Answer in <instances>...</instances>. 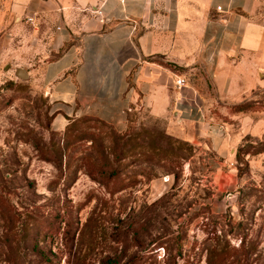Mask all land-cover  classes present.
I'll use <instances>...</instances> for the list:
<instances>
[{
    "label": "rangeland",
    "instance_id": "obj_1",
    "mask_svg": "<svg viewBox=\"0 0 264 264\" xmlns=\"http://www.w3.org/2000/svg\"><path fill=\"white\" fill-rule=\"evenodd\" d=\"M257 100L240 107L264 115V92ZM60 106L30 77L0 81V264H207L210 255L212 264H264V131L254 134L250 120L240 128L215 107L231 124L221 139L208 126L168 127L136 105L117 131L125 143L76 115L66 147V126L52 124ZM56 156L60 169L47 160Z\"/></svg>",
    "mask_w": 264,
    "mask_h": 264
},
{
    "label": "crops",
    "instance_id": "obj_2",
    "mask_svg": "<svg viewBox=\"0 0 264 264\" xmlns=\"http://www.w3.org/2000/svg\"><path fill=\"white\" fill-rule=\"evenodd\" d=\"M17 67L63 105L58 130L87 115L124 132L138 105L221 138L231 124L217 107L259 135L264 115L229 106L264 92V0H0V81Z\"/></svg>",
    "mask_w": 264,
    "mask_h": 264
},
{
    "label": "trees",
    "instance_id": "obj_3",
    "mask_svg": "<svg viewBox=\"0 0 264 264\" xmlns=\"http://www.w3.org/2000/svg\"><path fill=\"white\" fill-rule=\"evenodd\" d=\"M167 65L170 66V67H173V68L177 69V67H176L175 65H172V64H167ZM247 102H251V103H254V102H255V103H256V101H253V100L246 101V103H247ZM240 103H241V102H240ZM240 103H237L238 105H237V108H236L235 112H244V111H246V110H244L245 108L243 109V108L240 107ZM234 105H236V104H234ZM234 105H232V106H234ZM230 106H231V105H230ZM230 106H229V107H230ZM95 119H96V120H99V121H101V122H103V123H105L104 121H102V120H100V119H97V118H95ZM105 124H107V123H105ZM107 125H109V124H107ZM76 126H77L76 120H73L71 123L67 124L66 127H65L64 140L66 139V142H65V146H66V147H68V146H70L71 144L74 143L73 141L69 140V138H67V137L69 136V132L71 133V131H73V130L76 129ZM109 126H111V125H109ZM111 127H112V126H111ZM112 128H113V127H112ZM113 129H114V128H113ZM114 130H115V129H114ZM116 133H117L116 136H117V139H118V140H121V139L124 140V138H125L124 143H125L126 141H128L127 139H130L129 136L127 137V133H125V134H120V133H118L117 131H116ZM83 138H84V137H83ZM122 148H123V146H122ZM119 152H120V153H117L116 158L119 159V160H122V159L125 157V155L129 152V149H126V150L121 149ZM56 157H57V158H54L53 160H51V159H47V160L52 161V162L55 164V166H56L57 168L60 169V168L62 167V162H61V160L59 161L58 156H56ZM79 159H80V160H86V162H87V158H86V157H85V158L80 157ZM93 164H94V163L91 164V169H89L87 172H88L89 176H90L92 179L97 180V172H98V170H97V168L94 169ZM117 173H118V170H117L116 168H113V169H111V172L109 173V175H110V177H111V176H116ZM212 257H213V256L210 255V257L207 259V264H212V263H211V258H212ZM179 258H182V252H181V251H179V252L176 254V257H175V259H179ZM220 259H221L222 261H224V256H222Z\"/></svg>",
    "mask_w": 264,
    "mask_h": 264
},
{
    "label": "water",
    "instance_id": "obj_4",
    "mask_svg": "<svg viewBox=\"0 0 264 264\" xmlns=\"http://www.w3.org/2000/svg\"><path fill=\"white\" fill-rule=\"evenodd\" d=\"M15 76L16 77H19V78H22V79H25L28 77V74L26 72V70L22 67H17L16 68V72H15Z\"/></svg>",
    "mask_w": 264,
    "mask_h": 264
},
{
    "label": "built area",
    "instance_id": "obj_5",
    "mask_svg": "<svg viewBox=\"0 0 264 264\" xmlns=\"http://www.w3.org/2000/svg\"><path fill=\"white\" fill-rule=\"evenodd\" d=\"M28 20H31V18H28ZM184 79L183 78H177L176 79V85L177 86H180V85H182V84H184Z\"/></svg>",
    "mask_w": 264,
    "mask_h": 264
}]
</instances>
